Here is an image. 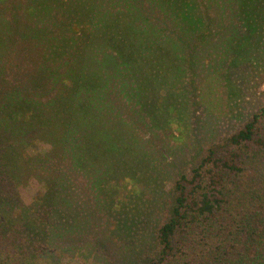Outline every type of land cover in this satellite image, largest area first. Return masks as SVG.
Here are the masks:
<instances>
[{
  "label": "trees",
  "instance_id": "16d2710c",
  "mask_svg": "<svg viewBox=\"0 0 264 264\" xmlns=\"http://www.w3.org/2000/svg\"><path fill=\"white\" fill-rule=\"evenodd\" d=\"M252 14L264 28V0H0V264H57L89 221V187L97 193L120 163L137 165L134 153L157 151L146 146L163 137L156 95L164 110L208 97L224 59L259 45L239 32ZM257 78L264 84V71ZM41 136L51 150L29 155ZM22 161L47 187L30 205L10 192ZM76 188L81 230L71 224ZM172 188L146 264H264V105ZM36 205L49 215H31Z\"/></svg>",
  "mask_w": 264,
  "mask_h": 264
},
{
  "label": "rangeland",
  "instance_id": "374dc122",
  "mask_svg": "<svg viewBox=\"0 0 264 264\" xmlns=\"http://www.w3.org/2000/svg\"><path fill=\"white\" fill-rule=\"evenodd\" d=\"M253 11L259 12L257 8ZM239 24L240 35L248 33L250 37L247 39L256 40L259 45H253L254 50L248 44L245 50L235 51V55H242L234 60L236 62L224 59L223 69L213 81L208 97H182L174 106L168 102L164 110L160 105L162 96L156 95L153 110L163 137L156 141L153 137L146 146L154 143L157 151L144 148L151 152L146 155L148 160H141L142 155L134 153L137 165H132L135 161L130 162L131 165L120 163L96 185L97 193L89 187L88 209L83 207L85 213L82 215L84 221H89L83 231L70 236L69 240L72 239L74 244L61 253L55 263L146 264L157 252L156 232L170 216L174 179L181 173L190 172L211 143L237 131L264 105V84H259L257 78L258 73L264 71V28L254 14ZM258 28L261 29L256 30ZM162 106L165 108L164 104ZM48 137L33 138L26 145V152L33 156L49 153L51 144ZM19 165L18 185L12 189L14 193L10 192L30 205L47 187L37 178L40 175L35 172L37 166L32 169L25 166L24 161ZM35 165L39 163L35 162ZM85 183L88 184L86 180ZM69 184L71 188L74 186L71 182ZM77 190L73 192L77 193ZM79 194H73L74 203H71L78 209V216L71 219L77 230H81L77 221L82 214V205L75 201ZM30 213L37 218L49 215L45 208L37 205L30 208ZM49 217L52 223L57 219L54 213ZM45 223L47 227L50 225L48 221ZM12 228L21 238L27 239L34 234L26 227H22L23 230ZM43 231L46 233V228ZM82 247L87 252L79 255L76 249Z\"/></svg>",
  "mask_w": 264,
  "mask_h": 264
}]
</instances>
